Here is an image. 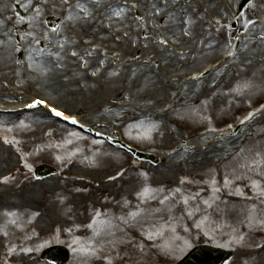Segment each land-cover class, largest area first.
Returning <instances> with one entry per match:
<instances>
[{"label": "rangeland", "instance_id": "obj_1", "mask_svg": "<svg viewBox=\"0 0 264 264\" xmlns=\"http://www.w3.org/2000/svg\"><path fill=\"white\" fill-rule=\"evenodd\" d=\"M106 1L83 6L101 11L79 21V0H0L8 6L9 33L15 35L14 26H23L21 44L27 63L32 62L27 69L40 74L43 83L49 72L58 79L56 92L41 88L40 77L27 79L30 71L16 63L15 54L11 59L0 56V99H21L2 96L21 84L24 92L47 93L52 102L86 122L119 130L142 149L163 152L186 140L187 148L181 149L188 154L162 155L161 163L153 166L69 128L43 109L0 112V243L16 244L8 258L0 257V264H10L12 258L48 264L39 259L38 250L63 239L72 248V264L95 259H105L103 264H173L200 236L219 238L226 245L264 246V116L247 121L226 141L232 142L227 149L219 150L226 142L217 136L264 104V48H250L245 39L239 57L223 72L201 84L186 86L182 81L222 56L238 30L264 28L238 21L237 0H215L214 5L211 0H125L129 6L116 4L108 10ZM154 1L160 2L159 9ZM15 2L29 11L27 20L16 14ZM202 4L207 12L199 8ZM263 5L253 0L242 16L251 12L262 24ZM189 9L198 16L194 25L175 21L170 35L171 17L183 18ZM117 13L127 19L112 24ZM48 14L63 17L57 29L41 25ZM43 29L48 35L45 50L36 54L31 43ZM162 35L176 42L170 56ZM99 38L113 48L127 47V54L79 57V51ZM215 38L218 46L209 48ZM10 42L17 51V41ZM180 50L191 51L189 58H177ZM46 59L53 63L38 67ZM10 71L17 72L10 77ZM66 86H76L73 94L61 90ZM74 95L85 104H76ZM42 163L53 164L59 174L36 181L33 168ZM46 225L57 229L47 240L40 235ZM25 242H32V248ZM245 253L242 249L234 254L229 264L245 259L246 264H264V251L259 259Z\"/></svg>", "mask_w": 264, "mask_h": 264}, {"label": "bare ground", "instance_id": "obj_2", "mask_svg": "<svg viewBox=\"0 0 264 264\" xmlns=\"http://www.w3.org/2000/svg\"><path fill=\"white\" fill-rule=\"evenodd\" d=\"M33 1V0H32ZM221 1V0H220ZM228 3H231V2H233V0H226ZM8 2H9V0H8ZM12 2V1H11ZM218 2H219V0H218ZM141 3H142V1H141ZM154 4H153V6H155L156 7V9L158 8H160L161 7V4H159L160 2H157V1H154L153 2ZM214 3H215V0L212 2V5H214ZM87 5H89V3H83V4H79V21H83V20H86V19H89V17L90 16H95L96 14L98 15V13H100V11H101V9L98 7H90L88 10H84V9H82L83 8V6H87ZM201 7V9L203 10V11H205L206 12V9H205V5L204 4H202V5H200L199 6V8ZM6 8H8V6L7 5H1L0 4V21H1V23H3L4 25H3V27L0 25V51H2V54L0 53V56H2V57H9V56H13L12 55V51H13V48H12V44H11V42H10V35H9V29H8V22L9 21H7V26H6V19L8 18V16H9V12H8V9H6ZM106 8V10H108V8H107V6L105 7ZM190 8H194V6H192V7H190ZM105 10V11H106ZM156 12H157V10H156ZM214 13V12H213ZM212 13V14H213ZM252 15V13L251 12H248V13H246V14H244L243 15V17H242V23L244 22V23H247V21H249V19H252V17H250ZM255 15V14H254ZM128 16H129V14H128ZM199 17H200V15H199ZM127 19V15L125 14V13H119V14H117V15H114V17H113V19H112V24H115L116 22H123L124 20H126ZM198 19V16H197V13L193 10V9H189V10H187V14L183 17V18H181L178 14H176V15H174V16H172L171 17V19H170V21H169V23H168V27H170V31H168V33L171 35L172 33H173V31H175L176 30V25H174L173 23L175 22V21H178V22H180L182 25H185V26H193L194 25V23L196 22V20ZM254 19H257V16L255 15V17H254ZM5 21V22H4ZM249 24V23H248ZM257 25V27L258 28H262L264 25L263 24H256ZM8 37H9V39H8ZM216 40V38L213 40V43H212V45L211 46H208L209 48H212V47H215L216 45H217V42H215L214 43V41ZM2 43V44H1ZM67 43V42H66ZM257 42H254V41H252L251 39H249L248 40V43H247V45L248 46H259V47H261V48H264V43H259V44H256ZM218 46V45H217ZM216 46V47H217ZM215 47V48H216ZM207 48V47H206ZM251 48V47H250ZM239 57V55L236 57V59ZM49 61L50 60H43L41 63H40V65H38V67H42L44 64H47V63H49ZM225 66H227V64L225 65ZM103 69H104V67H103ZM223 69H224V67H222L219 71H217V72H215V73H213V74H211V75H209L206 79H208V78H210L212 75H215V74H220V72H223ZM40 74H38V76H39ZM148 75V74H147ZM88 77H90L91 78V76H88ZM88 80H92V79H85V81H88ZM201 83H203V81L202 82H198V83H195V84H201ZM195 84H193V83H189V84H186V86H189V85H195ZM56 85H57V82L56 81H53L52 83H50V84H48V83H41V88H45V89H48V90H52V91H54V92H56L55 90H56ZM71 86H66V88L67 89H70L71 90V88H70ZM73 89H76V87H74V86H72V90ZM188 90V89H187ZM186 91V90H185ZM187 92V91H186ZM53 93V92H52ZM70 94H73L72 92H70ZM5 95H9V94H5ZM30 102V101H29ZM26 103H28V102H26ZM23 105L24 104H22L21 105V107H23ZM146 107L145 108H147V109H151L150 107H149V104L148 103H146V104H144ZM28 109L26 106L24 107V109ZM33 109H35V108H33ZM36 110H38V109H36ZM129 110L130 109H123V113H129ZM242 129H243V127H241ZM240 128V129H241ZM239 129V130H240ZM241 129V130H242ZM238 130V131H239ZM238 131L235 133V135L238 133ZM233 137H224V138H222L223 140H225V142L227 141V140H231ZM229 143H232V142H226V143H222L221 144V147L219 148V150H224V149H227L231 144H229ZM187 148V147H186ZM185 148V149H186ZM185 149H183V150H185ZM180 150V149H179ZM182 149L180 150V151H178V153H176L177 155H178V157H182V156H185L186 154H188V153H186V152H184ZM219 153H221L220 151H218Z\"/></svg>", "mask_w": 264, "mask_h": 264}, {"label": "snow or ice", "instance_id": "obj_3", "mask_svg": "<svg viewBox=\"0 0 264 264\" xmlns=\"http://www.w3.org/2000/svg\"><path fill=\"white\" fill-rule=\"evenodd\" d=\"M77 7H79V5H77ZM68 19L71 20L72 16L69 15ZM247 23L252 24V23H255V21L249 20V21H247ZM41 105L47 106L46 101L43 99H34L31 104L27 105V107L35 108V107H38ZM49 111L51 114H54L57 117H63V119H65V120L71 119L72 123H77L75 117H69V116L65 115L64 112L58 111L57 108H55V107L50 108ZM251 118H252V114H249L247 117H245L246 120L251 119ZM240 123L243 124L244 121H241ZM205 203H207V201H205ZM209 207H211V205H209ZM132 215L135 216V215H137V213H133ZM262 222H264V221H262ZM149 238H151V236ZM84 251H92V250L91 249H85Z\"/></svg>", "mask_w": 264, "mask_h": 264}, {"label": "water", "instance_id": "obj_4", "mask_svg": "<svg viewBox=\"0 0 264 264\" xmlns=\"http://www.w3.org/2000/svg\"><path fill=\"white\" fill-rule=\"evenodd\" d=\"M200 252H201V253H200ZM200 252H197L198 254L200 253V260L205 259V258L211 256V254H212V252H210L208 249L201 250ZM195 259H198V258L196 257ZM64 261L66 262L67 259H65ZM191 263H192V264H195V263L193 262V260H191Z\"/></svg>", "mask_w": 264, "mask_h": 264}]
</instances>
